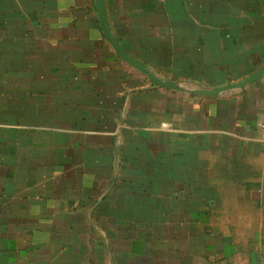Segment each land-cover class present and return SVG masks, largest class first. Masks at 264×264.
I'll list each match as a JSON object with an SVG mask.
<instances>
[{
    "label": "crops",
    "instance_id": "0c3cea01",
    "mask_svg": "<svg viewBox=\"0 0 264 264\" xmlns=\"http://www.w3.org/2000/svg\"><path fill=\"white\" fill-rule=\"evenodd\" d=\"M0 0V264H264V0Z\"/></svg>",
    "mask_w": 264,
    "mask_h": 264
},
{
    "label": "water",
    "instance_id": "95a60500",
    "mask_svg": "<svg viewBox=\"0 0 264 264\" xmlns=\"http://www.w3.org/2000/svg\"><path fill=\"white\" fill-rule=\"evenodd\" d=\"M97 3V9H98V14H99V18H100V23L102 26V30L104 32L105 38L108 41V43L110 44V46L113 48V50L116 52V54L127 64H129L130 66H132L133 68H135L136 70H138L139 72H141L142 74H144L145 76H147L153 83H155L156 85L160 86V87H166V88H171V84L162 82L160 80H158L154 74H152L150 71H148L147 69H145L144 67L140 66L139 64H137L136 62H134L132 59H130L122 50V48L119 46V44L117 43V41L115 40V38L113 37L110 28H109V24H108V20H107V16H106V12H105V7H104V1L103 0H96ZM264 76V70L262 72H260L259 74H257L256 76L246 80L245 82L239 83V84H235V85H230L227 87H223V88H219L217 90H214L212 92H207L209 94H218L220 92L226 91V90H230V89H236V88H242L248 84H251L259 79H261Z\"/></svg>",
    "mask_w": 264,
    "mask_h": 264
},
{
    "label": "built area",
    "instance_id": "2783aa9c",
    "mask_svg": "<svg viewBox=\"0 0 264 264\" xmlns=\"http://www.w3.org/2000/svg\"><path fill=\"white\" fill-rule=\"evenodd\" d=\"M260 135H261L262 141L264 142V121L260 125Z\"/></svg>",
    "mask_w": 264,
    "mask_h": 264
}]
</instances>
